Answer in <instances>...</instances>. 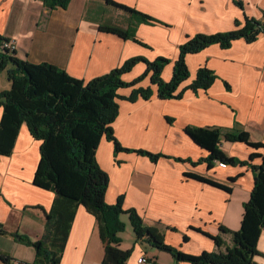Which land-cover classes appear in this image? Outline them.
Returning <instances> with one entry per match:
<instances>
[{
    "label": "crops",
    "instance_id": "1",
    "mask_svg": "<svg viewBox=\"0 0 264 264\" xmlns=\"http://www.w3.org/2000/svg\"><path fill=\"white\" fill-rule=\"evenodd\" d=\"M114 1L161 21L137 24L136 37L145 45L99 30L100 24L127 28L131 22L128 13L105 0H71L68 8L54 10L47 9L42 0H0V33L12 39L20 58L57 65L84 81L104 75L134 56L168 58L170 63L162 77L169 81L179 46L190 37L232 30L237 22L242 25L245 17L261 19L264 11V0ZM186 62L190 76L179 89L189 85L202 66L215 72V82L197 93L187 89L180 99L159 98L149 75L136 86L119 89L124 97L140 86H150L154 91L149 99L118 100L119 114L112 127L121 145L197 161L208 152L186 134L187 126L218 128L224 133L245 131L251 141L264 144V34L251 43L243 38L234 40L229 48L212 44L188 54ZM145 70L146 65L138 63L123 79L132 81ZM9 87L7 79L0 90ZM2 113L0 108V120ZM40 145L23 125L11 155L0 156V228L4 230L0 232V253L11 257V264L33 263L35 249L18 242L11 233L27 235L33 241L40 239L46 212L55 199L52 191L33 184ZM220 147L228 156L241 160L264 151L225 138ZM97 160L109 176L107 203L115 204L123 197V207L136 209L147 225H158L166 243L190 254L225 252L233 245L232 235L221 232L220 226L231 231L241 226L243 205L254 186V174L248 165L221 167L215 161L209 169L205 162L193 165L166 157L154 162L133 151L115 153L106 137L97 149ZM252 163L259 164L260 159ZM187 172L228 184L232 192L186 178ZM230 178L235 180L231 182ZM191 227L221 236L223 245L217 247L211 237ZM132 249L126 264H191L176 261L148 243L134 242ZM258 250L255 261L264 264V229ZM143 255L148 262L139 263ZM103 258L96 217L80 205L61 264H101ZM0 264H5L1 258Z\"/></svg>",
    "mask_w": 264,
    "mask_h": 264
},
{
    "label": "trees",
    "instance_id": "2",
    "mask_svg": "<svg viewBox=\"0 0 264 264\" xmlns=\"http://www.w3.org/2000/svg\"><path fill=\"white\" fill-rule=\"evenodd\" d=\"M42 2L47 9L54 10L68 8L71 0ZM105 2L128 13L131 22L127 28L100 24L99 30L102 32L145 45L136 37L137 24L161 22L114 0ZM238 5L242 6V3ZM261 34H264V11L261 19L245 17L244 23L241 25L237 22L232 30L214 34L197 33L190 37L179 46V56L174 61L173 74L169 81L163 79L162 72L170 60L163 56L154 60L134 56L110 72L84 81L57 65L48 62L32 63L20 58L15 47L6 46L12 39L0 33V74L5 72L10 82L8 89L0 90V108L3 110L0 120V156L11 155L19 131L26 125L31 136L41 142L40 160L33 184L55 194L53 204L46 212L45 229L40 239L33 241L27 235L11 233L18 242L35 249V259L31 264H61L75 212L80 205L96 217L104 245L101 264H126L132 255V249L124 250L120 247V233L126 227L122 220L123 214L129 217L136 243H148L169 253L176 261L191 264H258L255 257L259 255L258 241L264 229V151L252 153L249 160H241L228 156L220 145L222 138L231 142H243L256 150L264 148L263 143L251 141L245 131L224 133L218 128L187 126L184 129L186 134L208 152L207 156L193 161L143 149L125 148L116 138L112 124L119 114V99H149L154 93L150 86H140L124 97L119 94V89L136 86L149 75L151 84L157 86V94L161 99H180L187 89L195 93L207 90L217 78L215 72L207 66L200 67L194 80L179 89L190 76L186 56L212 44L229 48L234 40L241 38L251 43ZM138 63H144L146 70L132 81H125L123 75ZM103 137L113 143L115 153L133 151L148 156L154 162L166 157L189 161L193 165L205 162L209 169L215 161L228 165H248L254 174V186L249 200L243 205L241 226L236 231L220 226L221 232L232 235L233 245L225 252L186 253L166 243L161 228L158 225H147L136 209H125L123 197L115 204L107 203L105 196L109 176L97 160V149ZM256 158L260 159L259 164L252 163ZM184 176L228 193L232 192L230 185L202 175L187 172ZM229 180L232 182L235 178ZM170 228L176 230L174 227ZM195 230L211 237L217 247L223 245L221 236L211 235L199 228ZM3 231L0 228V232ZM184 239L187 240L188 237L185 235ZM0 258L5 264H11V257L0 253Z\"/></svg>",
    "mask_w": 264,
    "mask_h": 264
},
{
    "label": "rangeland",
    "instance_id": "3",
    "mask_svg": "<svg viewBox=\"0 0 264 264\" xmlns=\"http://www.w3.org/2000/svg\"><path fill=\"white\" fill-rule=\"evenodd\" d=\"M14 30L19 32V30L21 29H14ZM6 80H7L6 73L5 72L1 73L0 74V87H3L5 85ZM122 220L125 222L126 227H125V230L120 233V237L122 239L120 247H122V249L124 250L132 249L134 242H136V236L133 231V227L131 225V222L127 214L122 215Z\"/></svg>",
    "mask_w": 264,
    "mask_h": 264
},
{
    "label": "built area",
    "instance_id": "4",
    "mask_svg": "<svg viewBox=\"0 0 264 264\" xmlns=\"http://www.w3.org/2000/svg\"><path fill=\"white\" fill-rule=\"evenodd\" d=\"M6 46L7 47H15L14 46V42L13 41H10V42H8V43H6ZM219 165L221 166V167H226L228 164H226V163H224V162H219ZM138 262L139 263H146V262H148V259H147V257L146 256H141L139 259H138ZM19 264H23V263H19Z\"/></svg>",
    "mask_w": 264,
    "mask_h": 264
}]
</instances>
